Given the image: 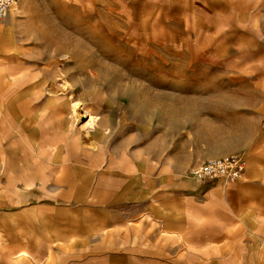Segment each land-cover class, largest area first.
I'll use <instances>...</instances> for the list:
<instances>
[{
  "label": "rangeland",
  "instance_id": "374dc122",
  "mask_svg": "<svg viewBox=\"0 0 264 264\" xmlns=\"http://www.w3.org/2000/svg\"><path fill=\"white\" fill-rule=\"evenodd\" d=\"M231 1L227 0L226 7L237 5L240 20L264 22V0ZM138 4L136 0H20L19 5L10 7L7 14L15 20L0 28V39L14 42L11 54L25 58L28 70L45 68L50 59L56 61L50 64L44 99L56 95L65 103L62 117L68 125L72 126L70 94L64 93L63 74L56 70L63 68L73 82L75 64L87 66L94 75L82 77L97 91L81 95V114L72 126L81 144L90 150L81 151V159L75 162L82 178L76 193L51 200L22 199L17 193L8 199L0 197V213L9 217L12 210L43 202L52 205V220L58 219L60 204H67L69 212H74L71 208L76 205L92 202L98 213L103 206L109 207L108 213H131L124 226L89 229L90 239L85 244L74 242L75 236L66 248L57 246L51 260L46 250L31 252L34 264H45V260L51 264H104L109 257L116 264H251L247 251H238L236 258L232 251L218 250L216 239L210 242L208 236H202L201 226L209 221L198 209L193 238L187 228L186 202L174 222L180 225L173 228L136 217L140 201L150 203L168 193L195 195L198 200L208 195L188 190L185 174L211 158L238 154V83L247 77L240 66L238 69L236 16L233 22H204L205 26L203 22H140L134 13L145 8L146 2ZM44 24L62 26H51L48 41L33 31ZM59 28L65 30L61 35ZM75 38L80 42L73 41ZM67 51L76 55L74 60L69 61ZM78 90V94L83 92ZM84 111L95 116L93 124H84L89 120ZM93 140L99 141L102 149H91ZM55 173L50 171L45 184L38 181L35 185L53 187ZM100 183L107 190L105 195L93 192ZM19 188L29 191L34 186L21 177L0 191L15 193ZM78 212L81 214V209ZM63 217L72 234L81 230L75 214ZM245 241L244 235L242 243ZM0 264L28 263L18 257L7 260L3 255Z\"/></svg>",
  "mask_w": 264,
  "mask_h": 264
},
{
  "label": "crops",
  "instance_id": "0c3cea01",
  "mask_svg": "<svg viewBox=\"0 0 264 264\" xmlns=\"http://www.w3.org/2000/svg\"><path fill=\"white\" fill-rule=\"evenodd\" d=\"M19 1L16 0L15 4L19 5ZM136 1L139 4L142 2ZM144 1L145 8H138L134 13L140 22H194L196 25L203 22L205 26L204 22H233V17H237L238 69L240 66L241 73L245 71L247 75L244 82L238 83V154L245 157L247 165L243 177L236 181L219 179L203 184L194 180L188 172L185 174V187L192 192H206L208 195L203 200H198L195 195L168 193L150 203L146 200L137 202L140 209L136 217L151 218L163 223L167 229L170 226L173 228L175 224L180 225L174 222L186 202L187 228L192 237L195 235L194 213L198 209L209 221L201 226L202 236H208L210 242L216 239L218 250L232 251L236 258L238 251L245 250L251 256V264H264V32L260 29L264 22L240 20L238 6L227 8V0ZM14 20L13 16L11 18L7 14L0 28H5L2 27L5 23ZM51 26L62 25L44 24L35 26L33 31L50 41ZM7 60L1 61L2 72H7L6 79L3 78L8 83L0 87V187L8 186L22 177L33 184L34 189L26 191L19 188L15 193L2 190L0 197L8 199L16 193L22 199L51 200L73 196L82 179L76 172L80 169L79 164L75 162L81 159V151L84 154V151L90 150L81 144L76 128L67 124L60 109L49 102V97L44 99L45 84L29 82L32 87L28 89L26 86L29 83L12 86V80L17 77L13 68L17 69L18 66L14 60ZM169 108L171 118L173 108ZM90 148L102 149L100 142L95 140L90 143ZM107 166L111 168L113 161L108 162ZM50 171H56L53 187L36 186L38 181L42 184L48 181ZM93 192L105 195L107 190L100 183ZM89 203L72 207L74 212L68 211L67 204H60L56 212L57 220L50 218L52 205L46 202L12 210L9 217L0 213V261L5 255L7 260L18 257L28 264H34L35 255L32 253L39 250L48 251V259L51 260V252L57 246L66 248L65 245L72 243L73 237L76 236L74 242L85 244L90 239L89 229L96 226L104 230L115 224L124 226L132 217L126 211L108 213L110 210L106 206L100 207L101 213H98L95 210L97 206ZM79 209L81 214L77 213ZM69 213L80 218L81 230L77 229L75 234L71 229H66L67 218L63 216ZM244 235L246 241L242 243ZM50 260H45V264H51ZM116 263L111 257L104 262Z\"/></svg>",
  "mask_w": 264,
  "mask_h": 264
},
{
  "label": "bare ground",
  "instance_id": "6f19581e",
  "mask_svg": "<svg viewBox=\"0 0 264 264\" xmlns=\"http://www.w3.org/2000/svg\"><path fill=\"white\" fill-rule=\"evenodd\" d=\"M58 30H57V32H59L60 35L64 33V31L61 28H59ZM79 31H83V29H80ZM73 41H79V40L76 39V40H73ZM12 46H14V42L12 40H10V39H4V38L0 39V87H3V86H5L8 83V81L5 80L6 79L7 72H4V73L2 72V64L1 63L5 59H10V58L12 60H14L15 62H17L16 64L18 66L17 69H16V67L13 68V72L15 71L14 72L15 74L19 72L18 75H16L17 77H15L12 80V83L11 84H12L13 87H18L20 85H24V84H27L29 82H33V81H36V80H39L41 82V85H44V84L47 85V83H49V81H50V73H51V71H50V69H51L50 64L51 63H55L56 61L50 59V62L48 61V63H46V65L44 66L45 68L28 70V63L25 62V60H26L25 58L22 59V58H20V56H17V58H16L14 55L11 54V50L13 49ZM21 49H22V46L20 45L19 46V51H18L19 53H21V51H22ZM67 52L69 53V54L67 53V55H68L67 57L69 58V61L71 59L74 60V58L76 57V55L75 54H70L69 51H67ZM2 54H4L5 56H3ZM74 68H75V81H73V82H70L68 80V78H69L70 75H68L66 72L63 73L64 72L63 68L62 69H59V70H56V73L63 74L62 83L61 84H63L62 87H63L64 93H66V95L67 94H70L69 107H70V114L71 115L70 116L68 115V116L70 118L69 119L70 120V123H72L73 126H75V120L78 119L80 117V114H81L79 112V110H78L79 109V106H80L79 105V102H80L81 95H83V93L88 94L91 91H97L96 90L97 88L94 89L93 86H90L89 84L86 83L87 78L82 77V75H84V74L94 75V71L93 70H87L88 69L87 66L84 67V66L79 65L77 63L75 64V67ZM13 72H11V73H13ZM8 74H9V72H8ZM39 76H42V77H39ZM88 78H89V76H88ZM78 88L81 89V90H83V92L81 94H78L79 92L76 93V91H79ZM60 92L62 93V91H60ZM49 102H51L52 105L53 104L56 105L57 108L60 109V114H62L63 107L65 106V103L64 102H61V100L59 99V97H57L56 95H50L49 96ZM52 105H51V107H52ZM84 112L89 117V120L87 122H85L84 124L85 125H87V124H93L94 120H96L95 119V116H93L92 113H89V112H86V111H84ZM93 146H94V144H93ZM191 177L194 180H196L192 175H191Z\"/></svg>",
  "mask_w": 264,
  "mask_h": 264
},
{
  "label": "built area",
  "instance_id": "2783aa9c",
  "mask_svg": "<svg viewBox=\"0 0 264 264\" xmlns=\"http://www.w3.org/2000/svg\"><path fill=\"white\" fill-rule=\"evenodd\" d=\"M15 1L0 0V20L6 16L10 6ZM246 165L247 161L243 155L227 154L211 158L198 166H194L190 174L203 184L219 179L236 181L243 177Z\"/></svg>",
  "mask_w": 264,
  "mask_h": 264
}]
</instances>
